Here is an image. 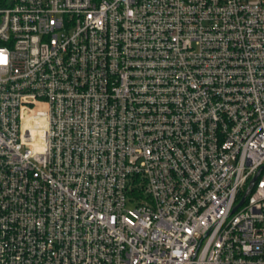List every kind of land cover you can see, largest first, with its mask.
I'll return each instance as SVG.
<instances>
[{
    "label": "built area",
    "instance_id": "1",
    "mask_svg": "<svg viewBox=\"0 0 264 264\" xmlns=\"http://www.w3.org/2000/svg\"><path fill=\"white\" fill-rule=\"evenodd\" d=\"M0 264H264V0H0Z\"/></svg>",
    "mask_w": 264,
    "mask_h": 264
},
{
    "label": "water",
    "instance_id": "2",
    "mask_svg": "<svg viewBox=\"0 0 264 264\" xmlns=\"http://www.w3.org/2000/svg\"><path fill=\"white\" fill-rule=\"evenodd\" d=\"M256 178H257V175H255V176L251 179V181H250V183H249V185H248V187H247V189H246V192H245V194L243 195V197L241 198V200H240V202L238 203V205H240V204L244 201V199H245V197L247 196V194L249 193V191H250L252 185L254 184ZM238 205H237V206H238ZM237 206H236L235 208H237Z\"/></svg>",
    "mask_w": 264,
    "mask_h": 264
},
{
    "label": "rangeland",
    "instance_id": "3",
    "mask_svg": "<svg viewBox=\"0 0 264 264\" xmlns=\"http://www.w3.org/2000/svg\"><path fill=\"white\" fill-rule=\"evenodd\" d=\"M34 121H35L36 124H37V122H39V121H37L36 118L34 119ZM36 121H37V122H36ZM24 137L27 138V139L30 137V135H29V130H28V129L25 130Z\"/></svg>",
    "mask_w": 264,
    "mask_h": 264
},
{
    "label": "bare ground",
    "instance_id": "4",
    "mask_svg": "<svg viewBox=\"0 0 264 264\" xmlns=\"http://www.w3.org/2000/svg\"><path fill=\"white\" fill-rule=\"evenodd\" d=\"M36 119H37V117H36Z\"/></svg>",
    "mask_w": 264,
    "mask_h": 264
}]
</instances>
